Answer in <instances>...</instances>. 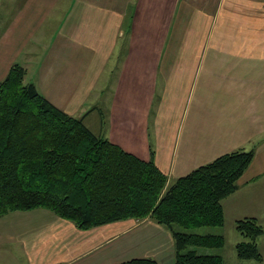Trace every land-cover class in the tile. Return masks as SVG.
Masks as SVG:
<instances>
[{
  "label": "crops",
  "instance_id": "crops-1",
  "mask_svg": "<svg viewBox=\"0 0 264 264\" xmlns=\"http://www.w3.org/2000/svg\"><path fill=\"white\" fill-rule=\"evenodd\" d=\"M13 63L91 131L151 158L168 183L251 149L222 200L224 222L255 216L264 227V0H0V80ZM207 232L224 246L196 251L223 257L225 231ZM258 245L264 261V234ZM134 257L174 264L171 231L148 217L81 229L42 207L0 216V264Z\"/></svg>",
  "mask_w": 264,
  "mask_h": 264
},
{
  "label": "trees",
  "instance_id": "trees-1",
  "mask_svg": "<svg viewBox=\"0 0 264 264\" xmlns=\"http://www.w3.org/2000/svg\"><path fill=\"white\" fill-rule=\"evenodd\" d=\"M25 72L13 63L0 80V216L42 207L81 229L148 217L171 231L174 264H222L221 254L196 248L220 249L224 235L193 230L224 224L222 200L237 190L251 149L219 155L168 183L151 158L91 131L26 82ZM234 228L237 257L261 262L263 225L244 216ZM119 264L159 263L134 257Z\"/></svg>",
  "mask_w": 264,
  "mask_h": 264
},
{
  "label": "rangeland",
  "instance_id": "rangeland-1",
  "mask_svg": "<svg viewBox=\"0 0 264 264\" xmlns=\"http://www.w3.org/2000/svg\"><path fill=\"white\" fill-rule=\"evenodd\" d=\"M93 117L96 121H92L91 129L97 130V126H98L97 125V119H98L97 114H94ZM217 229L218 230L223 229L226 233V236H227V244L225 245L226 248H225V251L223 253L222 264H264V261L258 262V261L253 260V259H240L237 257V255L235 253V248H234V240L239 235L234 228V223L229 218L226 219L223 226L199 227V228H195L193 231L198 232V233H203V232H207L210 230H217ZM210 249L216 250V251L218 250L216 248H210Z\"/></svg>",
  "mask_w": 264,
  "mask_h": 264
}]
</instances>
